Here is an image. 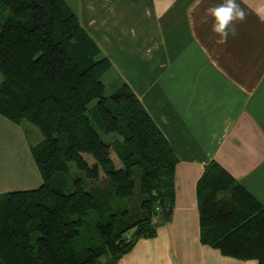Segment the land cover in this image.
<instances>
[{"label":"trees","instance_id":"trees-1","mask_svg":"<svg viewBox=\"0 0 264 264\" xmlns=\"http://www.w3.org/2000/svg\"><path fill=\"white\" fill-rule=\"evenodd\" d=\"M113 69L65 0H0V113L39 130L43 179L0 195V264H113L169 217L177 156L127 83L107 92ZM136 171L143 214L131 222L118 201ZM198 199L207 241L264 264V206L218 162Z\"/></svg>","mask_w":264,"mask_h":264},{"label":"crops","instance_id":"crops-1","mask_svg":"<svg viewBox=\"0 0 264 264\" xmlns=\"http://www.w3.org/2000/svg\"><path fill=\"white\" fill-rule=\"evenodd\" d=\"M168 139L174 202L113 264H263L205 239L198 181L218 162L264 206V23L249 12L216 43L221 0H65ZM258 6V0H246ZM43 183L24 124L0 113V195ZM142 217L141 200L137 205ZM157 212H159L157 210Z\"/></svg>","mask_w":264,"mask_h":264},{"label":"clouds","instance_id":"clouds-1","mask_svg":"<svg viewBox=\"0 0 264 264\" xmlns=\"http://www.w3.org/2000/svg\"><path fill=\"white\" fill-rule=\"evenodd\" d=\"M242 2L261 23H264V0H258V6L247 4L246 0H242ZM207 13L212 18L211 31L216 34L218 45H225L230 36H236V22L245 21L249 15V12L245 10V7H242L238 0H221L218 5L209 7Z\"/></svg>","mask_w":264,"mask_h":264},{"label":"rangeland","instance_id":"rangeland-1","mask_svg":"<svg viewBox=\"0 0 264 264\" xmlns=\"http://www.w3.org/2000/svg\"><path fill=\"white\" fill-rule=\"evenodd\" d=\"M104 81L107 84H109L107 86V92L108 93L111 92L112 89H114L115 87L121 85L123 82V80L121 79V76L119 75V73L115 69H113V71H111L105 77ZM23 124L26 127L27 135L29 136L30 141L32 143H36L37 141H39V139L41 138V134H40L39 130L34 125H32L26 121ZM94 126H95L96 130L100 133V135L104 141L109 142L112 139H114V135L106 134L105 131L103 129H101L97 123H94ZM70 165L72 167L73 172H76L77 171L76 165L74 163H71ZM135 181H136V189H135L134 195L130 198L121 199L118 201L119 205L122 207V209H125V208L129 209V212L131 215V221H133L134 219H137L139 217L137 215V213L139 212L137 205H139V202H140L141 197H142V195L140 193V177H139L137 171L135 172Z\"/></svg>","mask_w":264,"mask_h":264},{"label":"water","instance_id":"water-1","mask_svg":"<svg viewBox=\"0 0 264 264\" xmlns=\"http://www.w3.org/2000/svg\"><path fill=\"white\" fill-rule=\"evenodd\" d=\"M165 213H168L169 214V213H171V211L170 210H165Z\"/></svg>","mask_w":264,"mask_h":264},{"label":"built area","instance_id":"built-area-1","mask_svg":"<svg viewBox=\"0 0 264 264\" xmlns=\"http://www.w3.org/2000/svg\"><path fill=\"white\" fill-rule=\"evenodd\" d=\"M157 210L160 212L161 211V208H157Z\"/></svg>","mask_w":264,"mask_h":264}]
</instances>
